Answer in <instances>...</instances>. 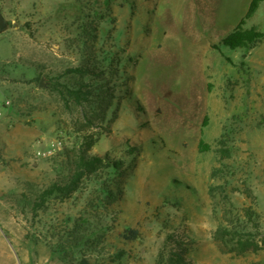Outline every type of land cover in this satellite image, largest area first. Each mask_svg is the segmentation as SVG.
Here are the masks:
<instances>
[{
	"label": "rangeland",
	"instance_id": "rangeland-1",
	"mask_svg": "<svg viewBox=\"0 0 264 264\" xmlns=\"http://www.w3.org/2000/svg\"><path fill=\"white\" fill-rule=\"evenodd\" d=\"M250 2L0 0V264H156L170 235L192 264H264V38L221 43ZM243 27L264 32V2ZM83 150L125 162L116 203L99 170L24 214ZM77 221L88 242L65 261ZM221 228L257 249L224 252Z\"/></svg>",
	"mask_w": 264,
	"mask_h": 264
},
{
	"label": "trees",
	"instance_id": "trees-1",
	"mask_svg": "<svg viewBox=\"0 0 264 264\" xmlns=\"http://www.w3.org/2000/svg\"><path fill=\"white\" fill-rule=\"evenodd\" d=\"M264 0H251L248 11L237 26L226 37L221 40L222 45L228 46L232 49L248 48L255 44L257 41H261L264 38V32L256 27L246 29L244 24L246 20L255 15L260 4ZM207 124V119H204L203 127ZM93 142L87 143V148L92 145ZM199 148L201 151H205L209 148L203 139L200 140ZM79 157L67 156L70 165V171L64 174L58 180H54L47 188L33 191L31 194L23 193L17 198L16 203L19 207H22V212L27 214L28 207L32 213L31 217L36 218L42 210H46L50 202L55 199L59 201H65L74 192H77L86 175L93 172L102 170V174L97 175L100 181H103L102 186L105 187L107 196V205L116 203L118 193L122 190L120 185L121 179L126 175L125 162L122 160H116L114 157L108 155L96 156L89 155L86 150L81 152ZM107 171V174L104 173ZM105 175V176H104ZM123 192V190L121 191ZM107 206V207H108ZM78 221H83L82 217ZM75 223V227L72 230L66 231L68 235L58 242L57 246L53 247L55 253L63 255V260H67V254L69 249L79 250L78 248L87 243V236L89 233L82 223L81 226ZM79 225V227H78ZM71 233V234H69ZM28 237L33 238L35 241L41 240L37 234L31 231L27 234ZM140 236V231L133 227L126 229L124 238L127 240H136ZM242 235H239L238 231H232L230 229L221 228L217 231L215 240L219 244L220 248L224 252H237L239 255H244L252 249H257L258 246H254L249 243L248 240H243ZM53 245V244H51ZM59 245V246H58ZM83 250V249H82ZM79 252V251H78ZM188 248L186 244L180 241H175L172 235L165 239L164 245L157 257L156 264H192L189 257ZM73 262V261H72ZM74 263V262H73ZM78 264H91L86 251L81 252V256Z\"/></svg>",
	"mask_w": 264,
	"mask_h": 264
},
{
	"label": "water",
	"instance_id": "water-1",
	"mask_svg": "<svg viewBox=\"0 0 264 264\" xmlns=\"http://www.w3.org/2000/svg\"><path fill=\"white\" fill-rule=\"evenodd\" d=\"M5 28H6V24H5V22H4V20H3L2 16H1V14H0V29L3 31ZM44 85L45 84H44V81L42 79L41 86L43 87Z\"/></svg>",
	"mask_w": 264,
	"mask_h": 264
},
{
	"label": "built area",
	"instance_id": "built-area-1",
	"mask_svg": "<svg viewBox=\"0 0 264 264\" xmlns=\"http://www.w3.org/2000/svg\"><path fill=\"white\" fill-rule=\"evenodd\" d=\"M1 116V115H0Z\"/></svg>",
	"mask_w": 264,
	"mask_h": 264
}]
</instances>
